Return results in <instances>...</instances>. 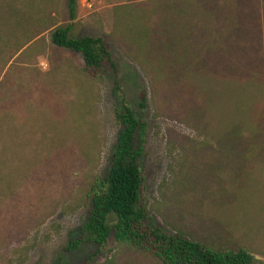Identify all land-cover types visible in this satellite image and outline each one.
Here are the masks:
<instances>
[{
	"label": "rangeland",
	"instance_id": "obj_1",
	"mask_svg": "<svg viewBox=\"0 0 264 264\" xmlns=\"http://www.w3.org/2000/svg\"><path fill=\"white\" fill-rule=\"evenodd\" d=\"M92 2L86 8L77 0L72 32L103 37L117 66L114 80L127 104L147 122L141 198L152 222L215 250L244 247L257 264H264V125L260 122L262 137L255 136L252 145L243 142H249L247 135L238 140L212 133L215 115L231 113L236 102L241 110L245 102V111L250 106L263 120L264 94L250 103L240 92L236 97L215 98L198 91L201 84L217 88L211 73L219 67L226 72L239 68L243 76L245 70L264 65V38L256 39V32L264 30V0L241 2L254 32L247 35H255L252 51L247 48L241 57L227 55L220 61L200 47L183 44L182 32L167 44L172 32L160 29L159 14L166 0ZM124 3L138 4L139 15L151 28L149 43L140 40L143 46L137 47L116 32L114 7ZM55 15L57 24L69 21L64 0H57ZM202 29L201 35L210 36L208 26ZM43 35L45 52L35 62L18 64L25 69L15 74L24 81L17 97H30L34 114L49 106L60 115L65 102L93 97L99 132L93 144L84 129L67 137L64 147L51 150L23 148L21 153L13 149L9 154L0 145V171L5 180L0 182V264H161L112 235L104 246L85 241L81 227L90 207L87 182L90 175L107 174L120 130L113 117V80L104 76L96 82L92 96H82L74 78L67 79L63 66L58 68L49 34ZM187 37L190 41L195 38ZM210 46L212 42L205 50L212 51ZM57 50L74 65L82 64L78 54ZM232 59L238 68L232 69ZM5 87L14 88L5 84L0 98L9 97Z\"/></svg>",
	"mask_w": 264,
	"mask_h": 264
},
{
	"label": "trees",
	"instance_id": "obj_2",
	"mask_svg": "<svg viewBox=\"0 0 264 264\" xmlns=\"http://www.w3.org/2000/svg\"><path fill=\"white\" fill-rule=\"evenodd\" d=\"M242 1L166 0V5H161L163 8L161 7L159 13L160 29L172 32L167 40L169 45L172 37L182 32L183 44L191 48L200 47L206 54L213 53L218 61L226 60L227 55L234 58L239 54L241 57L248 52L247 48L251 52L255 45L251 41L255 35H247V32H254L249 29L250 19L247 20L248 12ZM137 6L136 3L116 5L114 12L116 32L119 36L126 38L127 43L141 47L143 45L140 40H147L149 43L151 28L143 22L138 13L140 8ZM64 7L69 21L57 24V0H0V93L5 84L14 86L13 89L5 87L9 97L0 98V145L7 147L9 154L13 149L21 153L19 149L23 148L32 151L38 150L39 147L48 150L62 148L67 137L84 129L89 131L91 144L97 138L99 130L97 123H94L95 107L91 100L93 97H76L73 101L65 102L63 115L56 114L49 106L34 114L33 106L27 99L30 97H17L24 81L18 75L15 77V74H18L20 69H25L18 64L31 60L35 62V58L45 52L46 40L43 33L47 32L52 45L51 52L57 54L56 62L59 60L58 68L63 66L67 79L74 78L82 96L86 93L92 96L93 87L97 85L98 80L104 79V76L113 80L110 87L116 101L113 117L120 130L110 156L107 174L90 175L87 182L86 196L90 207L81 227L85 241L104 246L112 235L117 242L130 245L141 253H148L161 264H257V259L244 247L215 250L182 234L168 232L152 222L150 210L141 198V161L147 122L140 119L127 104L119 83L114 80L117 76V66L103 37L76 35L72 32L77 0H64ZM206 26L211 29L210 36L201 35L202 27ZM189 34L191 37L197 36L190 41L187 37ZM256 34V39L258 37L261 41L262 36L263 40L264 30ZM211 42L212 51L205 50ZM58 48L78 54L82 64L74 65L69 57L58 52ZM177 58L183 60L179 56ZM258 58L260 57L255 60ZM261 59L264 60L263 57ZM229 62L232 63V69L238 68L234 59ZM240 70L238 68L226 72L224 67H219L211 73L217 88L201 84L198 91L201 94L207 92L206 95L215 98L236 97L240 92L252 103L254 97L264 94V65L258 70H245L243 76ZM230 73L234 78L229 76ZM241 104L242 110L239 108V102H236L231 113L215 115V119H211L215 125L212 133L222 138L229 136L238 140L247 135L249 142H243L252 145L255 136L262 137L259 128L262 129L260 122L264 125V119L257 117L254 108L250 106V111H245V102ZM3 176L4 173L0 171L2 183L5 181Z\"/></svg>",
	"mask_w": 264,
	"mask_h": 264
},
{
	"label": "built area",
	"instance_id": "obj_3",
	"mask_svg": "<svg viewBox=\"0 0 264 264\" xmlns=\"http://www.w3.org/2000/svg\"><path fill=\"white\" fill-rule=\"evenodd\" d=\"M80 3L86 6V8H91L93 6L92 0H79Z\"/></svg>",
	"mask_w": 264,
	"mask_h": 264
}]
</instances>
